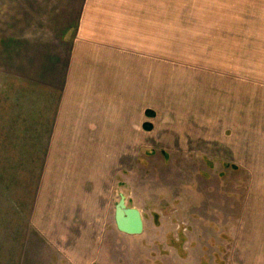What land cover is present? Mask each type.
<instances>
[{
	"label": "crops",
	"instance_id": "crops-1",
	"mask_svg": "<svg viewBox=\"0 0 264 264\" xmlns=\"http://www.w3.org/2000/svg\"><path fill=\"white\" fill-rule=\"evenodd\" d=\"M165 2L0 0V264L97 262L134 144L236 167L231 259L264 264V0H204L239 38L177 94Z\"/></svg>",
	"mask_w": 264,
	"mask_h": 264
},
{
	"label": "rangeland",
	"instance_id": "rangeland-1",
	"mask_svg": "<svg viewBox=\"0 0 264 264\" xmlns=\"http://www.w3.org/2000/svg\"><path fill=\"white\" fill-rule=\"evenodd\" d=\"M159 8L164 12V76L172 92L190 79L199 83L218 76L226 49L235 48L239 38L223 30L221 6L166 0ZM136 145L127 170L117 173L111 226L105 229L111 239H101V256L94 264H235L230 254L234 220L227 222L222 192L235 188L236 167L210 161L203 151L183 158L169 149ZM120 193L142 214L140 235L113 233Z\"/></svg>",
	"mask_w": 264,
	"mask_h": 264
},
{
	"label": "water",
	"instance_id": "water-1",
	"mask_svg": "<svg viewBox=\"0 0 264 264\" xmlns=\"http://www.w3.org/2000/svg\"><path fill=\"white\" fill-rule=\"evenodd\" d=\"M114 221L118 231L127 235H140L143 231V219L140 210L128 206L123 193L114 206Z\"/></svg>",
	"mask_w": 264,
	"mask_h": 264
},
{
	"label": "flooded vegetation",
	"instance_id": "flooded-vegetation-1",
	"mask_svg": "<svg viewBox=\"0 0 264 264\" xmlns=\"http://www.w3.org/2000/svg\"><path fill=\"white\" fill-rule=\"evenodd\" d=\"M126 198V197H125ZM119 199V198H118ZM118 201V200H117ZM141 213V212H140ZM141 216H142V214H141ZM142 219H143V217H142ZM143 229H144V222H143ZM143 232V231H142ZM134 236V235H133Z\"/></svg>",
	"mask_w": 264,
	"mask_h": 264
}]
</instances>
